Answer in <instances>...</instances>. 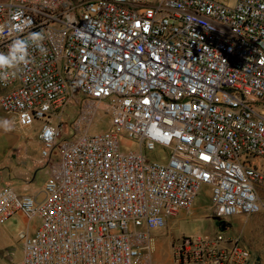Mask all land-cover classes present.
I'll use <instances>...</instances> for the list:
<instances>
[{
    "label": "built area",
    "instance_id": "obj_1",
    "mask_svg": "<svg viewBox=\"0 0 264 264\" xmlns=\"http://www.w3.org/2000/svg\"><path fill=\"white\" fill-rule=\"evenodd\" d=\"M32 33L47 52L30 42L0 108L40 126L49 177L42 200L0 190V223L41 221L13 264H150L153 232L203 187L219 223L264 213V0L0 1V52ZM226 229L177 240L174 264H255Z\"/></svg>",
    "mask_w": 264,
    "mask_h": 264
},
{
    "label": "rangeland",
    "instance_id": "obj_2",
    "mask_svg": "<svg viewBox=\"0 0 264 264\" xmlns=\"http://www.w3.org/2000/svg\"><path fill=\"white\" fill-rule=\"evenodd\" d=\"M6 1V0H0ZM75 4L80 0H72ZM228 7H234L236 0H220ZM80 115V105L70 106L65 117L69 122H77ZM112 114L99 111L94 120L91 132H103L110 128ZM10 117L14 118L12 115ZM34 130L40 129L38 124L34 125ZM147 157L165 160L166 151L157 150L153 153L145 152ZM215 211L213 208L210 188L203 187L196 200L194 208L189 212H182L169 221L164 234L156 235L153 238L151 263L150 264H174L172 251L174 243L183 236L214 235L219 231V226L214 220ZM226 229L228 235L241 236L251 247L255 258H262L264 264V213H257L251 216L237 215L227 218ZM40 219L32 221L40 225ZM24 227L23 221L14 216L5 223H0V235L11 239L9 243L0 237V264H13L22 259V242L18 238V233Z\"/></svg>",
    "mask_w": 264,
    "mask_h": 264
},
{
    "label": "crops",
    "instance_id": "obj_3",
    "mask_svg": "<svg viewBox=\"0 0 264 264\" xmlns=\"http://www.w3.org/2000/svg\"><path fill=\"white\" fill-rule=\"evenodd\" d=\"M2 120L12 121L13 128L11 131L5 132L0 127V190L11 187L20 194L34 196L42 200L49 170L41 156L40 129L35 131L34 127L22 128L18 126L14 123V118L0 108V121ZM16 216L23 221L24 225L18 233V238L22 231L34 234L38 224L32 226V221H28L24 215ZM164 230H155L153 235L164 234ZM0 237L5 239L6 243L11 242V239L6 236L0 235ZM255 264H262V258L258 257Z\"/></svg>",
    "mask_w": 264,
    "mask_h": 264
},
{
    "label": "clouds",
    "instance_id": "obj_4",
    "mask_svg": "<svg viewBox=\"0 0 264 264\" xmlns=\"http://www.w3.org/2000/svg\"><path fill=\"white\" fill-rule=\"evenodd\" d=\"M44 36L42 33H32L28 40L16 39L9 46L8 51L0 52V81L7 82L10 78H15L22 67H27L30 61L29 47L37 48L41 53L46 54L47 49L43 46ZM0 127L5 132L11 131L13 122L10 120L0 121ZM162 224L163 222L160 221ZM150 224L155 227L157 218L153 217Z\"/></svg>",
    "mask_w": 264,
    "mask_h": 264
},
{
    "label": "water",
    "instance_id": "obj_5",
    "mask_svg": "<svg viewBox=\"0 0 264 264\" xmlns=\"http://www.w3.org/2000/svg\"><path fill=\"white\" fill-rule=\"evenodd\" d=\"M214 220L219 221L217 217H214ZM223 226V229L226 227V223L224 221L220 222Z\"/></svg>",
    "mask_w": 264,
    "mask_h": 264
},
{
    "label": "trees",
    "instance_id": "obj_6",
    "mask_svg": "<svg viewBox=\"0 0 264 264\" xmlns=\"http://www.w3.org/2000/svg\"><path fill=\"white\" fill-rule=\"evenodd\" d=\"M218 226L219 228H223L222 224L221 223H218Z\"/></svg>",
    "mask_w": 264,
    "mask_h": 264
}]
</instances>
